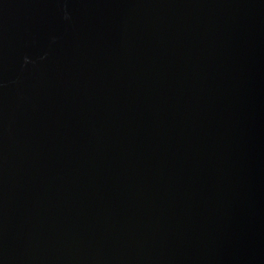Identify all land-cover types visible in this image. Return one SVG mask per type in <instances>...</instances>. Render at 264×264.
<instances>
[{
    "label": "water",
    "instance_id": "obj_1",
    "mask_svg": "<svg viewBox=\"0 0 264 264\" xmlns=\"http://www.w3.org/2000/svg\"><path fill=\"white\" fill-rule=\"evenodd\" d=\"M0 264H264V0H0Z\"/></svg>",
    "mask_w": 264,
    "mask_h": 264
}]
</instances>
